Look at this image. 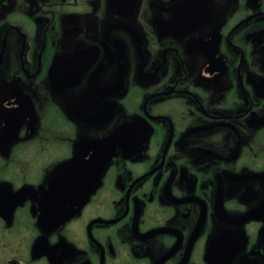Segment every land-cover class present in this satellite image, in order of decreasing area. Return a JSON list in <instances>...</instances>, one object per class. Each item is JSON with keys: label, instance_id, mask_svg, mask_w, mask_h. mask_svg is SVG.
<instances>
[{"label": "flooded vegetation", "instance_id": "af4514ba", "mask_svg": "<svg viewBox=\"0 0 264 264\" xmlns=\"http://www.w3.org/2000/svg\"><path fill=\"white\" fill-rule=\"evenodd\" d=\"M0 264H264V0H0Z\"/></svg>", "mask_w": 264, "mask_h": 264}]
</instances>
